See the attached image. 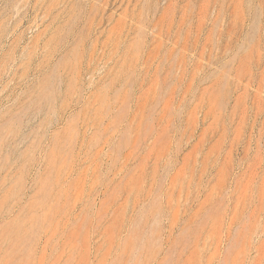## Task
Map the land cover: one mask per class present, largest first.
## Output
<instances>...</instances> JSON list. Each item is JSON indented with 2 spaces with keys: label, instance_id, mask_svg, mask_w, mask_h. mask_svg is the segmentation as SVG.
I'll return each mask as SVG.
<instances>
[{
  "label": "rangeland",
  "instance_id": "rangeland-1",
  "mask_svg": "<svg viewBox=\"0 0 264 264\" xmlns=\"http://www.w3.org/2000/svg\"><path fill=\"white\" fill-rule=\"evenodd\" d=\"M0 264H264V0H0Z\"/></svg>",
  "mask_w": 264,
  "mask_h": 264
}]
</instances>
